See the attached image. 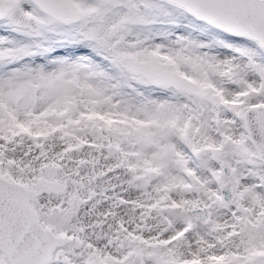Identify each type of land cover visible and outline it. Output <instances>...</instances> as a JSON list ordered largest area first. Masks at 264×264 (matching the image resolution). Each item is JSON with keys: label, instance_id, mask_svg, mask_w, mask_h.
I'll return each instance as SVG.
<instances>
[{"label": "snow or ice", "instance_id": "6c2138e0", "mask_svg": "<svg viewBox=\"0 0 264 264\" xmlns=\"http://www.w3.org/2000/svg\"><path fill=\"white\" fill-rule=\"evenodd\" d=\"M0 264H264V0H0Z\"/></svg>", "mask_w": 264, "mask_h": 264}]
</instances>
